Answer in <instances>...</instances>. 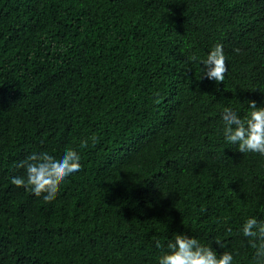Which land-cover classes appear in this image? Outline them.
I'll use <instances>...</instances> for the list:
<instances>
[{
	"label": "trees",
	"instance_id": "16d2710c",
	"mask_svg": "<svg viewBox=\"0 0 264 264\" xmlns=\"http://www.w3.org/2000/svg\"><path fill=\"white\" fill-rule=\"evenodd\" d=\"M216 44L223 83L201 73ZM249 100L264 0H0V264H157L175 234L258 264L241 229L264 222V156L221 119ZM68 148L82 167L51 203L11 184Z\"/></svg>",
	"mask_w": 264,
	"mask_h": 264
},
{
	"label": "clouds",
	"instance_id": "9594fccd",
	"mask_svg": "<svg viewBox=\"0 0 264 264\" xmlns=\"http://www.w3.org/2000/svg\"><path fill=\"white\" fill-rule=\"evenodd\" d=\"M239 53V49H235ZM193 60L198 59L192 57ZM202 76L218 83H223L228 71L222 44H216L200 61ZM158 102V101H157ZM223 136L226 142L237 145L240 153H258L264 156V106H257L255 100L248 101V112L243 118L233 109L225 107L221 114ZM92 143H97L95 135ZM88 140L81 142L87 147ZM81 157L76 150L68 148L57 158L48 152H33L18 164L25 170L24 176L11 178V184L17 188L24 187L36 197H42L45 203H51L57 197L61 184L75 172L81 170ZM242 234L248 237L250 246L255 249V256L264 262V222L255 217L245 220ZM219 245V241L216 242ZM157 248L161 245L156 242ZM233 255L222 252L219 255L211 247L202 244L198 239L184 234H175L167 244V251L157 257V264H232Z\"/></svg>",
	"mask_w": 264,
	"mask_h": 264
}]
</instances>
